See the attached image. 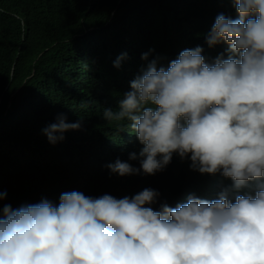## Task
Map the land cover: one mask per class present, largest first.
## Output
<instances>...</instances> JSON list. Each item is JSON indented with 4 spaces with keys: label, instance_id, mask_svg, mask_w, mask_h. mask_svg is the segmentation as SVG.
I'll return each mask as SVG.
<instances>
[{
    "label": "clouds",
    "instance_id": "clouds-1",
    "mask_svg": "<svg viewBox=\"0 0 264 264\" xmlns=\"http://www.w3.org/2000/svg\"><path fill=\"white\" fill-rule=\"evenodd\" d=\"M144 38L102 115L138 143L91 196L0 191V264H264V0H223L196 38L156 22ZM80 128L60 114L44 140Z\"/></svg>",
    "mask_w": 264,
    "mask_h": 264
},
{
    "label": "trees",
    "instance_id": "trees-1",
    "mask_svg": "<svg viewBox=\"0 0 264 264\" xmlns=\"http://www.w3.org/2000/svg\"><path fill=\"white\" fill-rule=\"evenodd\" d=\"M222 1L0 0V191L7 192L5 203L61 187L57 205L64 192L91 196V182L104 161L138 143L118 133L126 120L107 122L102 115L105 108L115 110L140 63L148 25L179 26L196 38ZM125 53L121 68L111 67L110 56ZM60 114L79 121L81 128L48 144L43 129Z\"/></svg>",
    "mask_w": 264,
    "mask_h": 264
}]
</instances>
